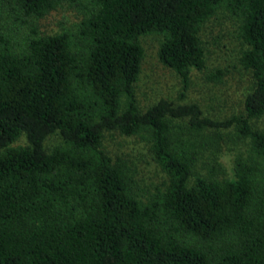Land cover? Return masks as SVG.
I'll list each match as a JSON object with an SVG mask.
<instances>
[{"label": "trees", "instance_id": "trees-1", "mask_svg": "<svg viewBox=\"0 0 264 264\" xmlns=\"http://www.w3.org/2000/svg\"><path fill=\"white\" fill-rule=\"evenodd\" d=\"M59 2L0 0V264H264V131L252 122L264 115V0H91L77 32L42 33L37 19ZM220 8L248 46L244 114L215 120L163 98L141 111L140 37L160 35L159 60L186 87ZM18 23L30 24L22 42ZM233 125L251 154L230 178L214 136ZM141 130L168 176L146 202L100 147L106 131ZM201 160L207 174L194 173Z\"/></svg>", "mask_w": 264, "mask_h": 264}, {"label": "rangeland", "instance_id": "rangeland-1", "mask_svg": "<svg viewBox=\"0 0 264 264\" xmlns=\"http://www.w3.org/2000/svg\"><path fill=\"white\" fill-rule=\"evenodd\" d=\"M91 5V0H60L55 9L37 19L38 29L45 34L77 32L84 13ZM16 25L17 41L22 42L24 34L30 31V24ZM199 36L204 47L205 66L191 69L186 87L180 75L159 60L160 35L151 33L140 37L143 58L134 88L141 111L163 98L175 104L195 102L203 116L215 120L244 114V99L254 86V77L252 70L241 63L242 54L248 46L240 36V20L220 8L202 24ZM252 122L264 131V115ZM220 130L222 138L214 136L219 148L216 155L221 169L218 172L220 176L232 178L236 158L239 155L246 158L251 154L250 143L248 139L238 138L235 125ZM213 133V130L208 131L209 135ZM60 141L58 134H52L45 140V145L52 147ZM26 143L25 136L21 135L9 145L23 146ZM151 144L150 135L143 130L129 135L106 131L100 146L112 163L118 162L125 167L131 187L144 202L162 192L168 182L166 172L154 158ZM207 154L208 151L204 156ZM203 163V160L198 162L194 173H208L209 166ZM193 182L194 176H191L189 183Z\"/></svg>", "mask_w": 264, "mask_h": 264}]
</instances>
